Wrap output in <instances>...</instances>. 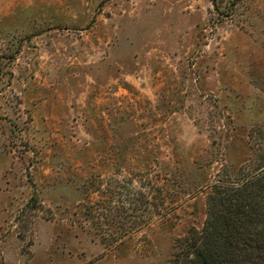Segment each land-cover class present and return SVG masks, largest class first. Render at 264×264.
<instances>
[{"label":"rangeland","instance_id":"obj_1","mask_svg":"<svg viewBox=\"0 0 264 264\" xmlns=\"http://www.w3.org/2000/svg\"><path fill=\"white\" fill-rule=\"evenodd\" d=\"M257 125L264 0H0V264H173Z\"/></svg>","mask_w":264,"mask_h":264},{"label":"trees","instance_id":"obj_2","mask_svg":"<svg viewBox=\"0 0 264 264\" xmlns=\"http://www.w3.org/2000/svg\"><path fill=\"white\" fill-rule=\"evenodd\" d=\"M248 137L251 155L234 175L223 166L202 228L179 241L173 264H264V126Z\"/></svg>","mask_w":264,"mask_h":264}]
</instances>
